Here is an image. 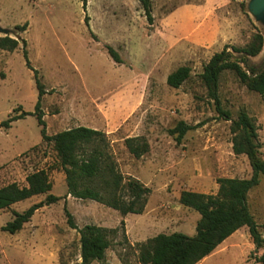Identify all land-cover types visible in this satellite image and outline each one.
Instances as JSON below:
<instances>
[{
  "label": "rangeland",
  "instance_id": "374dc122",
  "mask_svg": "<svg viewBox=\"0 0 264 264\" xmlns=\"http://www.w3.org/2000/svg\"><path fill=\"white\" fill-rule=\"evenodd\" d=\"M150 1L152 23L139 0H86L85 7L82 0H0V36L19 40L14 51L0 49V124L29 112L8 128L0 125V187L25 185L28 174L44 169L52 182L49 193L60 196L32 217V230H2L14 210H0V264H81L79 233L69 227L64 208L78 228H117L105 259L91 264H141L137 247L146 239L196 233L200 215L180 204L182 190L215 194L218 178L251 175L248 158L233 153L231 120L218 111L199 74L215 52L225 45L244 46L256 32L263 45L248 63L261 69L264 20L251 13L252 0ZM107 46L121 62L111 58ZM180 66H188L190 76L170 87L167 75ZM34 69L45 90L40 110L46 134L78 125L106 133L123 177L150 188L141 214L121 215L67 194L53 142L42 139L32 114L38 98ZM218 97L231 119L242 109L254 119L264 159V94L224 70ZM180 121L190 129L177 142L169 130ZM133 136L145 137L149 145L138 158L124 144ZM46 194L21 200L15 209L24 211ZM247 204L264 239V176L248 192ZM263 252L264 240L256 247L242 226L196 264H261L257 257Z\"/></svg>",
  "mask_w": 264,
  "mask_h": 264
},
{
  "label": "trees",
  "instance_id": "16d2710c",
  "mask_svg": "<svg viewBox=\"0 0 264 264\" xmlns=\"http://www.w3.org/2000/svg\"><path fill=\"white\" fill-rule=\"evenodd\" d=\"M149 23H152L151 1L139 0ZM86 0H82L85 7ZM25 30V24L20 26ZM22 52L27 60L26 42L21 39ZM19 45L17 38L9 35L0 36V49L14 51ZM263 45L261 33L256 32L244 46L225 45L215 52L204 65L199 74L208 95L215 102L218 111L227 120H231L232 150L236 155H245L251 166V175L246 178L221 177L217 179L218 189L215 194H206L192 190H182L179 202L185 207L197 211L200 215L196 223V233L189 236L182 232L169 234L158 233L138 244L137 259L141 264H196L210 255L227 237L242 226L248 228L249 235L256 247H261L263 237L259 225L249 211L248 192L259 183L264 176V159L261 158V143L258 141L257 125L254 119L242 109L236 118L220 107L218 97L219 75L224 70L235 73L240 82L249 90L264 94V66L255 69L248 63L249 57L256 56ZM107 51L115 62H121L118 53L107 46ZM238 56L234 57L233 54ZM190 68L180 66L167 75L166 82L170 87L178 88L189 76ZM34 80L38 90L35 104L37 122L41 126V136L45 141L53 142L59 164L65 174L67 194L78 199H89L117 210L121 215L129 213L141 214L147 202L150 188L133 177L124 178L117 168L109 151V140L101 130L78 125L47 135L43 114L40 110L41 97L45 90L34 69ZM29 112H22L10 117L0 125L8 128L10 122L22 118ZM190 126L183 121L169 130L180 142ZM128 151L136 158L149 150L145 137L133 136L124 139ZM25 185L15 182L0 187V210L8 209L12 204L35 195L47 193L43 200L30 205L22 212L13 211L12 220L6 222L1 229L9 233L19 231L23 224L30 220L34 212L57 202L60 196L49 193L52 182L44 169L34 171L25 178ZM69 227L79 233L81 264L92 261H103L106 250L111 244V235L117 228H107L95 224H86L78 228L72 214L64 208ZM123 224V221H121ZM264 264V252L257 257Z\"/></svg>",
  "mask_w": 264,
  "mask_h": 264
},
{
  "label": "water",
  "instance_id": "95a60500",
  "mask_svg": "<svg viewBox=\"0 0 264 264\" xmlns=\"http://www.w3.org/2000/svg\"><path fill=\"white\" fill-rule=\"evenodd\" d=\"M250 11L257 18L264 20V0H252Z\"/></svg>",
  "mask_w": 264,
  "mask_h": 264
},
{
  "label": "crops",
  "instance_id": "0c3cea01",
  "mask_svg": "<svg viewBox=\"0 0 264 264\" xmlns=\"http://www.w3.org/2000/svg\"><path fill=\"white\" fill-rule=\"evenodd\" d=\"M33 197V196H32ZM19 202V201H18ZM38 202V201H37ZM17 203V202H16ZM16 203H14V204H12L11 206H10V208L12 209V210H14V211H17V212H19L17 209H15V205H17ZM34 203H36V201L34 202ZM33 204V203H32ZM31 204V205H32ZM47 205H45V206H43V207H41V208H39V209H37L35 212H34V214L31 216V218H30V220L29 221H27V222H25L24 224H23V226H22V228L20 229V230H22V229H24V230H32V229H35V224H34V222H32V217L36 214V213H39L44 207H46ZM22 212V211H21ZM19 230V231H20ZM228 238V237H227ZM222 242H224V241H222ZM22 243H24L23 245H25L26 243L25 242H22ZM29 245H30V243H29Z\"/></svg>",
  "mask_w": 264,
  "mask_h": 264
}]
</instances>
